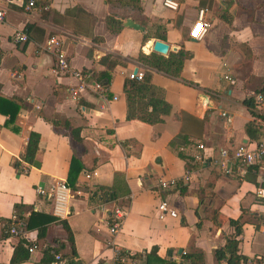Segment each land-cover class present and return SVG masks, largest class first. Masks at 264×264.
Listing matches in <instances>:
<instances>
[{
	"label": "crops",
	"instance_id": "1",
	"mask_svg": "<svg viewBox=\"0 0 264 264\" xmlns=\"http://www.w3.org/2000/svg\"><path fill=\"white\" fill-rule=\"evenodd\" d=\"M162 1L0 0V264H10L19 242L26 249L37 246L20 264H46L51 251L76 264H111L120 251L142 264L152 250L147 264H191L186 256L197 264H227L228 252L220 261L214 256L227 240L235 242L229 251L238 262L264 264L262 206L253 194L259 171L229 162L225 174L217 164L219 151L256 142L245 133L253 119L243 101L254 104L255 95H264V0H171L175 10ZM200 10L209 28L200 41H191L188 31ZM106 19L119 30L112 32ZM126 20L142 31L124 27ZM17 33H24L26 42L15 43ZM49 37L60 40L70 67L90 74V81L110 75L102 96L84 91L70 98L76 82L51 73L53 55L43 50ZM156 40L168 46L166 55L151 51ZM178 51L190 57L176 77L140 58H166ZM134 70L148 75L169 104L161 123L125 121L123 81ZM200 94L207 98L204 106ZM181 114L202 121V134L170 150ZM183 127L191 137L187 119ZM30 133L38 136L37 167L20 161ZM199 143L205 148L203 163L192 160ZM72 159L81 169L73 191L68 189L67 216L59 219L50 197L37 195L36 189L67 186ZM164 180L175 186L162 190L158 182ZM112 192L115 198L107 200ZM160 201L175 218H157ZM16 205L24 220L31 212L37 219L12 236L8 229ZM114 208H122L125 216L110 236ZM43 224L44 234L37 237Z\"/></svg>",
	"mask_w": 264,
	"mask_h": 264
},
{
	"label": "built area",
	"instance_id": "2",
	"mask_svg": "<svg viewBox=\"0 0 264 264\" xmlns=\"http://www.w3.org/2000/svg\"><path fill=\"white\" fill-rule=\"evenodd\" d=\"M162 5L164 8L175 10L176 3L171 0H163ZM28 7L33 6V1H30L27 4ZM2 20V15L0 14V22ZM209 28L205 22H203V10L198 11L197 13V22L191 26L190 31H188V38L191 41H200L206 30ZM15 43H24L26 42V35L24 33H17L13 36ZM43 50L47 51L54 58V64L51 67V73L53 75L67 76L75 80L76 84L69 88L68 94L71 99L76 100L79 97V94L84 91L91 92L95 95L102 96L106 92L107 86H103L97 82H92L90 74L82 71L73 70L66 60V56L61 49V42L56 37H49L44 45ZM142 77L141 72H136L135 74L129 73L128 79L140 80ZM114 100V99H113ZM254 111L258 110V114L255 111L256 117L253 119V122L257 125V130L259 132V138L256 142L251 144V147L248 145H242L236 148L229 150L219 151L218 165L223 173H228V164L234 163L241 169H247L252 167L256 171H259L258 174V185L254 190V197L262 206L261 211V220L262 227L264 228V95L257 94L254 97ZM221 117H225L224 114H221ZM228 122V120H227ZM204 146L202 144H197L195 146L196 153L193 154V162L203 163L205 157L202 155L204 153ZM86 178L89 176L86 175ZM175 182L173 180L168 181H159L158 187L162 190H167L173 188ZM69 190L67 186L63 183H53L47 191L37 188V195H48L52 201V214L56 218L63 219L67 216L66 205L69 197ZM157 218L159 220L164 219L165 217L175 218V213L169 209L165 201H160L156 206ZM125 216V211L122 208H114L110 213V224L108 225V233L110 236H114L120 229L122 220ZM25 229V223L22 220L12 217L8 233L12 236L20 235ZM36 245H31L27 248V253L31 254L36 250ZM51 260L48 264H76L74 261H69L65 259L60 253L50 252ZM111 264H135L134 259L130 258V255L121 256L116 251L114 253V259ZM238 264H251L249 260H242Z\"/></svg>",
	"mask_w": 264,
	"mask_h": 264
},
{
	"label": "trees",
	"instance_id": "3",
	"mask_svg": "<svg viewBox=\"0 0 264 264\" xmlns=\"http://www.w3.org/2000/svg\"><path fill=\"white\" fill-rule=\"evenodd\" d=\"M106 2H110L112 0H105ZM106 26L112 31V32H117L119 30V26L112 20V19H106L105 21ZM30 27H28L29 29ZM190 56L188 54H185L181 51H178L177 53H170L166 58L163 57H156V56H149L146 58L145 56L141 55V59H150V62L148 64L152 67L155 68L158 71H161L165 74H170L171 76L176 77L178 75V72L181 68L182 62L185 59H188ZM109 60L108 57H105L104 61L102 59V62L105 63V61ZM116 63H112V65H115ZM94 81L103 85L107 86L110 81V75L107 73L105 74H99L94 77ZM122 93L124 96V101H125V121H139L143 124L146 125H155L158 123H161V117L166 116L170 113V106L167 104L163 98H162V92L161 90L155 89L152 87V85L149 82V77L148 75L142 74V77L140 80H135V79H128L126 78L123 81V87H122ZM3 103H6V101H2ZM9 104V103H6ZM243 105L245 108L248 110L250 116L252 119L256 117L255 111H254V104L252 102V99H246L243 101ZM16 114V110H14V113H10L8 116V120L6 121V124H4L6 127L8 124L12 122L14 119V116ZM187 119L189 121V124L192 125L193 127V133L190 137L189 132L186 131V128L183 127L184 121ZM192 123V124H191ZM14 132H16L15 129L11 128ZM201 129H202V121H198L196 119H193L192 117L186 115V114H181V129L179 134L172 139L168 143V149L174 150L178 146L181 148L183 146H187L189 144V139L194 138L196 140H199L201 136ZM245 133L253 140L257 141L259 138V132L257 130V125L252 121L250 124L246 126ZM254 134V136H252ZM37 143H38V136L35 134L30 133L27 138L26 146L24 149V152L22 156L20 157V161L22 163L27 164L28 166H34L37 167V164L34 161V155L37 149ZM178 157H181L180 153H177ZM73 165L76 169H73ZM17 167L18 165L15 164ZM81 167L77 165L74 159L71 160L70 162V167L68 169V174H67V188L73 191V183L74 180L80 171ZM115 198V194L109 193L108 199L107 200H112ZM14 209V216L15 218L24 221L25 223V228L29 229L31 227V223L37 219V215L34 213H30L29 217L27 220H24L23 216L19 212V205H16L13 207ZM230 224H233V222H229ZM236 224V223H234ZM45 224L41 225L38 228L37 231V237H42L44 234L45 230ZM68 234V242H70V249L72 250V240L69 234V231L67 230ZM235 246L234 241L227 240L224 249H220L215 251L214 256L217 261H220L225 252L229 253V257L227 259V264H238L239 262L237 261L238 259L233 255L234 251L231 249V247ZM119 255L124 256L127 255L125 252H118ZM50 254V252H49ZM46 255L48 256V252H46ZM151 258H153V250L152 253L149 255ZM149 256H145L146 261H144L142 264H147L149 261ZM133 257V256H130ZM193 256H186L185 259L187 261H191V264H197L194 262L192 259ZM28 259V253L27 249L23 247V243L19 242L13 252L12 256L10 259V264H20ZM141 259V258H140ZM51 260V255L49 258V261ZM46 264H48V262ZM159 264H164L162 261L156 260ZM194 262V263H193Z\"/></svg>",
	"mask_w": 264,
	"mask_h": 264
},
{
	"label": "water",
	"instance_id": "4",
	"mask_svg": "<svg viewBox=\"0 0 264 264\" xmlns=\"http://www.w3.org/2000/svg\"><path fill=\"white\" fill-rule=\"evenodd\" d=\"M123 26L126 27V28H129V29H133V30H136V31H142V28L133 23L132 21L130 20H126L124 23H123ZM174 50V49H172ZM151 51L158 54V55H166L167 54V51H168V46L166 44H164L163 42L161 41H153L152 45H151ZM136 73V70L133 71V74ZM198 99H199V103L201 105H205L207 104V98L203 95H198ZM206 101V102H205ZM206 106H210V105H206Z\"/></svg>",
	"mask_w": 264,
	"mask_h": 264
}]
</instances>
